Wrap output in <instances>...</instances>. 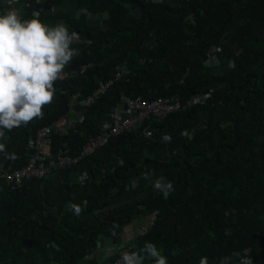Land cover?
<instances>
[{
    "label": "trees",
    "instance_id": "1",
    "mask_svg": "<svg viewBox=\"0 0 264 264\" xmlns=\"http://www.w3.org/2000/svg\"><path fill=\"white\" fill-rule=\"evenodd\" d=\"M9 11L0 5V15ZM18 15L63 24L82 42L71 44L78 54L63 69L77 74L54 82L43 117L3 130L5 166L26 165L37 131L75 116L73 96L91 95L124 65L130 73L74 130L52 135L54 153L75 155L107 132L122 95L180 98L182 108L78 164L20 188L3 184L0 264H115L122 248L106 258L96 252L104 240L122 244L133 226L146 232L127 243L129 252L152 242L168 264H264V0H20ZM160 177L173 184L167 199L152 187Z\"/></svg>",
    "mask_w": 264,
    "mask_h": 264
},
{
    "label": "clouds",
    "instance_id": "2",
    "mask_svg": "<svg viewBox=\"0 0 264 264\" xmlns=\"http://www.w3.org/2000/svg\"><path fill=\"white\" fill-rule=\"evenodd\" d=\"M75 35L63 24L48 27L35 17L22 20L15 10L0 15V135L4 129L26 126L43 117L44 107L54 99V82L78 54L71 47ZM181 135L188 136V133ZM171 139L169 134L162 137L165 142ZM3 149L4 145L0 144V151ZM152 187L165 199L173 190L172 182H165L163 177L156 179ZM69 207L76 214L82 210L77 204ZM106 243L111 247L102 253L101 248ZM109 249L118 250L111 240H104L96 255L106 258ZM145 259L152 260L153 264H168L152 242H145L139 252L126 251L121 256L123 264H144ZM200 264H207V260L202 258ZM241 264H252V261L243 259Z\"/></svg>",
    "mask_w": 264,
    "mask_h": 264
},
{
    "label": "built area",
    "instance_id": "3",
    "mask_svg": "<svg viewBox=\"0 0 264 264\" xmlns=\"http://www.w3.org/2000/svg\"><path fill=\"white\" fill-rule=\"evenodd\" d=\"M19 3L20 0H0L1 6L9 7L11 11L15 10L17 13H19ZM51 8V11L57 10L55 5H52ZM82 12L86 11L82 10ZM35 16L38 18L39 13L36 12ZM73 42L81 43L82 41L78 35H75ZM86 69L87 67H83L82 71L84 72ZM129 73L130 69L124 65L115 73V78L100 84L91 95L82 98V100H79L81 94L74 95L70 106L75 116H64L53 124L40 128L30 141L29 147L33 151V154L26 165L20 169H14L12 166H5L3 163H0V188H2L3 184L5 186H11L12 188H20L28 179H42L54 172H59L67 167L78 164L84 158L95 154L99 149L105 147L112 138L121 136L129 131L133 132L138 130L145 121L151 118H163L181 110L182 101L180 98H160L149 101L140 97L122 95L120 102L112 108V127L107 132L96 135L75 155H72L69 149L63 148L58 149L57 153H54L52 149V135L58 133L62 136H67L77 127L78 123L83 121L86 108L94 103L101 95L105 94L115 79H119ZM75 74H77L75 70L70 72L63 71L61 77L57 80L63 81L75 76ZM143 133L146 137L152 136V130L148 128H145ZM82 180L83 178L80 177L79 181ZM156 215L157 211L149 219L150 221L148 223L150 225L154 224ZM141 229V234L146 232V228ZM133 238L134 236H132ZM121 248L120 257L115 264H123L121 260L122 254L130 251V247L126 245H123L119 249ZM111 251L113 249H109V252Z\"/></svg>",
    "mask_w": 264,
    "mask_h": 264
},
{
    "label": "rangeland",
    "instance_id": "4",
    "mask_svg": "<svg viewBox=\"0 0 264 264\" xmlns=\"http://www.w3.org/2000/svg\"><path fill=\"white\" fill-rule=\"evenodd\" d=\"M125 232H126V233L129 232V234H132V236H133V235L136 236L137 234H141L142 229L137 228V227L134 228V226H133L132 229H127V230H125ZM132 236H131V235H126V236H124L123 241L126 242V243H128L129 241L132 240Z\"/></svg>",
    "mask_w": 264,
    "mask_h": 264
},
{
    "label": "crops",
    "instance_id": "5",
    "mask_svg": "<svg viewBox=\"0 0 264 264\" xmlns=\"http://www.w3.org/2000/svg\"><path fill=\"white\" fill-rule=\"evenodd\" d=\"M126 235H131V236H132V234H129V232H128V233H125V234L122 236V244H121L120 246H117V245H116V247H117L118 249H119L120 247H122L123 245H126V242L123 241V238H124V236H126ZM128 243H129V242H128ZM110 247H111V246H110L108 243H106L105 246L101 248V252H102V253H106L107 249L110 248ZM103 250H105V251L103 252Z\"/></svg>",
    "mask_w": 264,
    "mask_h": 264
}]
</instances>
